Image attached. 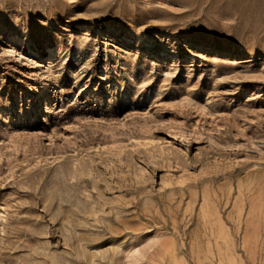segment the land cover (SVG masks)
<instances>
[{"label": "rangeland", "instance_id": "374dc122", "mask_svg": "<svg viewBox=\"0 0 264 264\" xmlns=\"http://www.w3.org/2000/svg\"><path fill=\"white\" fill-rule=\"evenodd\" d=\"M0 264H264V0H0Z\"/></svg>", "mask_w": 264, "mask_h": 264}, {"label": "bare ground", "instance_id": "6f19581e", "mask_svg": "<svg viewBox=\"0 0 264 264\" xmlns=\"http://www.w3.org/2000/svg\"><path fill=\"white\" fill-rule=\"evenodd\" d=\"M46 113H47V111L46 110H44Z\"/></svg>", "mask_w": 264, "mask_h": 264}]
</instances>
